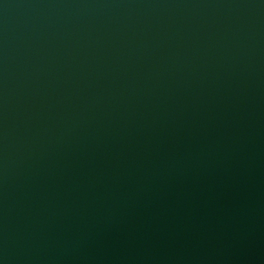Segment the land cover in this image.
<instances>
[{
    "label": "water",
    "instance_id": "water-1",
    "mask_svg": "<svg viewBox=\"0 0 264 264\" xmlns=\"http://www.w3.org/2000/svg\"><path fill=\"white\" fill-rule=\"evenodd\" d=\"M0 264H264V0H0Z\"/></svg>",
    "mask_w": 264,
    "mask_h": 264
}]
</instances>
